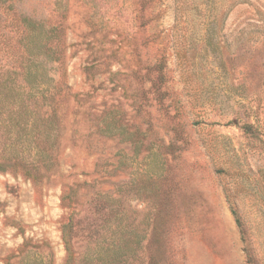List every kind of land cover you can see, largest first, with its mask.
Returning <instances> with one entry per match:
<instances>
[{
  "label": "rangeland",
  "instance_id": "1",
  "mask_svg": "<svg viewBox=\"0 0 264 264\" xmlns=\"http://www.w3.org/2000/svg\"><path fill=\"white\" fill-rule=\"evenodd\" d=\"M0 25L34 99L0 128L58 154L12 134L0 264H264V0H0Z\"/></svg>",
  "mask_w": 264,
  "mask_h": 264
},
{
  "label": "trees",
  "instance_id": "2",
  "mask_svg": "<svg viewBox=\"0 0 264 264\" xmlns=\"http://www.w3.org/2000/svg\"><path fill=\"white\" fill-rule=\"evenodd\" d=\"M12 17H13L12 19H16L15 16ZM0 29H1V25H0ZM7 77L8 76H6L3 79H0V99L1 98L6 100L11 99L9 100V102L10 101L12 102V99H18L20 96L23 101L20 100L22 104H18L17 107L20 109V111L22 110V112L25 115H27V118H29L30 115L34 114V111L33 109L30 108L29 102L27 100L33 101L34 99L32 100V98L30 97L31 95L29 93L27 95V92L23 90L22 86L13 85L14 82L12 81V79L11 78L8 79ZM29 119L24 120L22 117H19L17 119L16 118L8 119L10 125H15L13 127L19 129L20 132L13 133L12 130L7 132L6 130L0 128V132H1L0 138L4 140L2 141V143L6 146L5 147L6 149H2V154H0V168H2L3 165L6 163L2 161H10L13 159L26 160L25 154H27V152L31 150V148L26 150L16 149L15 145H17V143L15 138L25 142L26 141L34 142L35 146L41 149V161L44 163H51L52 160L55 158L54 156L58 155L57 152L55 151L56 149L54 150L53 148L52 139L49 136L50 129H47V132L42 131L40 126H37L35 125V123H33V121H35L34 119L31 120L32 121L31 126H29L30 124ZM42 119L46 121V123L52 124V122L56 120V112L53 109L49 112L45 110ZM13 127H11V129ZM12 134L15 136V138L13 137ZM5 153L9 157H7ZM232 211L236 217V221L238 225L241 226V220L237 214V211L235 209H233ZM90 233H92V231H90ZM65 237H66V243L68 245V252L71 254L70 240L67 237V234L65 235Z\"/></svg>",
  "mask_w": 264,
  "mask_h": 264
}]
</instances>
